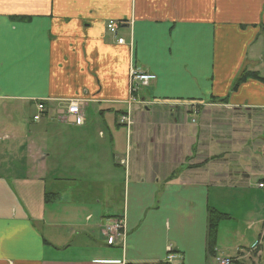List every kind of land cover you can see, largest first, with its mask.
<instances>
[{
  "label": "crops",
  "instance_id": "crops-1",
  "mask_svg": "<svg viewBox=\"0 0 264 264\" xmlns=\"http://www.w3.org/2000/svg\"><path fill=\"white\" fill-rule=\"evenodd\" d=\"M131 70L156 77L134 100ZM245 71L264 78V0H0V264H264V82L235 87ZM66 100L82 125L56 119Z\"/></svg>",
  "mask_w": 264,
  "mask_h": 264
},
{
  "label": "built area",
  "instance_id": "built-area-1",
  "mask_svg": "<svg viewBox=\"0 0 264 264\" xmlns=\"http://www.w3.org/2000/svg\"><path fill=\"white\" fill-rule=\"evenodd\" d=\"M121 26L120 23L116 21H108L106 23V30L112 36H116L117 30ZM118 44L123 43V39H117ZM155 75L142 73L138 70H131L129 74V94L131 96V100H134V96L137 91L149 85L151 82L155 80ZM46 112L45 103L43 101H39L35 103V114L32 116V120L34 122H38L42 119L43 114ZM56 119L64 120L66 122H71L76 126H80L83 124V108L82 101L80 100H66L62 102L61 109L56 114ZM120 123L123 124L126 128L131 125V120L128 114L122 115L120 118ZM259 188H264V184H258ZM104 236L108 239L109 243H113L120 236L124 235V221L123 218H117L111 220V223L105 225L102 230ZM175 255L170 248L167 249V256L165 262L171 263L174 259ZM215 264H239L238 259L234 257L221 256L216 255L214 257Z\"/></svg>",
  "mask_w": 264,
  "mask_h": 264
},
{
  "label": "trees",
  "instance_id": "trees-1",
  "mask_svg": "<svg viewBox=\"0 0 264 264\" xmlns=\"http://www.w3.org/2000/svg\"><path fill=\"white\" fill-rule=\"evenodd\" d=\"M248 79H256L261 82H264V78L260 77L257 72H242L238 79L235 82V87L239 85L240 83L245 82ZM213 102H224L225 99H216L212 98ZM225 217L224 215H221L214 211H209V224H208V239L209 243L214 244L216 239V232H217V226L218 223Z\"/></svg>",
  "mask_w": 264,
  "mask_h": 264
},
{
  "label": "rangeland",
  "instance_id": "rangeland-1",
  "mask_svg": "<svg viewBox=\"0 0 264 264\" xmlns=\"http://www.w3.org/2000/svg\"><path fill=\"white\" fill-rule=\"evenodd\" d=\"M117 32H118V30H117ZM116 35H117V33H116ZM0 114H1V109H0ZM30 117H31V113H29V112H25V115H24V119H25V121H27V122H29L30 121ZM9 124H11V123H13L14 122V120H6ZM105 226H103V228H104ZM103 228H102V230H103ZM72 229V232L73 233H75V234H77V235H75L74 236V239H78V235L80 236V229L79 228H77V227H73V228H71Z\"/></svg>",
  "mask_w": 264,
  "mask_h": 264
}]
</instances>
